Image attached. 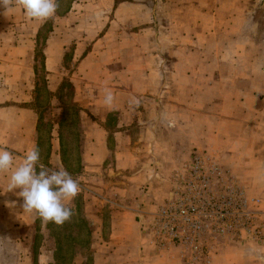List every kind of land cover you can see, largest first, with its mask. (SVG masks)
Here are the masks:
<instances>
[{"label":"rangeland","instance_id":"374dc122","mask_svg":"<svg viewBox=\"0 0 264 264\" xmlns=\"http://www.w3.org/2000/svg\"><path fill=\"white\" fill-rule=\"evenodd\" d=\"M101 1L103 0H57L58 8L55 15L41 23L35 38L33 53L36 90L33 91L31 108L40 111L42 152L47 148L51 128L56 123L60 124V127H63V150L67 156L66 165L63 164L61 168L70 173L72 178L78 182L80 189L79 194L68 205L73 209L74 215L62 227H57L53 223L43 225L40 219L31 223H15V228H8V230L2 228L0 224V264H101V262L104 264H139V260L142 258L146 264L149 262L153 264H221L220 260L224 254L231 257L232 264H264V250H262L264 248V204L257 198L259 195L257 181L264 175L255 170L252 172L253 169L257 170L264 166V75L254 77L250 75V71L249 73L246 71L247 68L253 70L257 66L254 63L255 57L264 55L262 45L259 49L253 47L252 51L249 50L244 56L240 54L241 49L238 46V54L233 56L235 61L227 62L224 58L216 64L209 62V49L204 51V48L200 46L187 45L185 53L188 57H190L189 52L192 53V49L200 50L205 54V56L201 55L202 57L191 56L193 63L189 65L187 73L194 71L195 78L178 75L181 70L176 67L175 59L168 57L165 52L160 54V58L163 60L164 87L168 86L172 89L179 85H187L199 88V91L192 95L195 100L194 104L185 105L182 109L174 108L171 104L169 112H167L170 120L179 121L182 128L177 131L173 129L167 131L166 128L159 129L161 142L157 144V151L161 156L181 154V158L177 160L157 159L149 163V160L142 159V156L147 154L152 157L150 152L153 150L154 142L150 144V140H154L153 136L149 137L140 130H135V127L130 130L135 142L146 139L144 142L137 143L139 168H143L142 164L147 166L150 164V166H154L155 170H164L165 165H170L176 172L181 167L171 178L172 186H170L165 203L173 196L172 190L179 172L182 168L191 166L192 154L197 152L208 156L209 161L217 168L218 174L213 179L217 193L222 191L224 182L228 180L230 185L235 188L234 203L242 195L247 200L248 214L243 215L238 206L234 204L233 217L229 221L223 222V232L210 233L209 230L205 232L203 241L208 251L203 253L196 262L187 261L190 252L177 244L162 243L155 239L154 246L150 244L146 250L140 246V238L136 239L130 234H124L125 237L122 239L113 237L111 239L114 222L117 221L116 218L119 214L125 211L117 204L119 193L115 188L121 184H117L114 180L117 176L111 172L116 168L115 160H113L112 154L108 155L101 174H94L92 180L87 183V176L86 178L81 176L80 149L78 148L81 142L78 141L75 134L78 131L74 129L73 133V130H69V124L76 125L77 121V107L73 102V82L71 81L73 79L72 71L76 67L73 64V47L77 44L76 42L93 44L101 36V30L111 16L97 13L98 6L103 7ZM122 1L127 3L124 4L127 9L123 10L120 16L127 32L130 29L139 31L152 20L157 24V35L160 36L161 30L162 34L169 35L171 39V42L164 46L162 45L163 40L157 41L159 46L156 47L152 41L149 43L146 41L149 36L143 31L137 32L134 38L138 44V63L131 64L127 59L128 63H122L125 65L122 70H131V65H138L139 72H141L144 70L142 66L147 65L143 64L146 55L153 54L155 48L160 51L161 48L166 47L164 49H169V52L173 48L176 49L177 40L172 39V35H175L173 34V24L179 20L182 21L181 24L187 25L190 19H194V15L190 14H163L164 9L160 6H163V1L167 0ZM169 2H171L170 5ZM169 2L164 6L169 8V6L180 5V0H169ZM83 4L87 7H83ZM154 6V10L158 13L152 18L150 9ZM187 6L182 3L181 7L186 10ZM246 6L252 12L249 19L251 21L255 19V22L260 25L261 38L264 43V0H250ZM223 21L224 19L219 24H222ZM15 32L24 33L23 31ZM51 38L63 44L64 57L60 72L50 80L44 71L43 62L44 47ZM124 50L123 54L128 58L129 50L128 48ZM143 73L141 72V74ZM168 73L169 76L166 77ZM233 73L240 77L232 80L229 76ZM128 77L124 73L121 76L122 87L129 85ZM57 81H59L58 89L51 91L50 89L53 90L58 84ZM137 81L139 99L141 100L142 97L146 98V95L143 94L146 92L145 87L148 82L145 76H140ZM239 86L247 87L250 92L249 100H247L250 109L246 108L243 112H237L234 115L233 111L225 109L228 96L227 88H239ZM138 108L140 116L142 114L144 116V121L153 120L152 108L149 105L141 100ZM231 118L243 120L250 125L243 127L242 130L239 128L241 133L236 132L235 130L238 128L233 126L229 128V131L227 127L222 126L223 121ZM216 125H218L217 132L219 134H216ZM224 132L228 135L231 134L235 139L226 136ZM240 135H244V137H240ZM183 139H185L184 143ZM179 164L181 165L179 166ZM13 165L15 167L19 163L15 161ZM53 169L60 168L54 167ZM118 169L123 172L124 166L118 167ZM146 191L147 184L143 183L137 192V199L144 198ZM160 207L161 205L153 209V212L148 211L149 209L146 207L144 209L148 216L155 214ZM8 215L12 217L11 214L8 213ZM136 219L138 220V216ZM149 224L150 222L147 224V221L144 224L141 223L143 228L140 229L144 231V236L151 231L148 228ZM130 228L134 229L133 225ZM132 229H130L131 234H133ZM11 231L18 234L19 238L15 240L11 235L14 233ZM155 246L158 248H154L155 250L163 251L156 254L158 257L152 256L155 253L153 250ZM142 249L144 251L140 253L139 251Z\"/></svg>","mask_w":264,"mask_h":264},{"label":"crops","instance_id":"0c3cea01","mask_svg":"<svg viewBox=\"0 0 264 264\" xmlns=\"http://www.w3.org/2000/svg\"><path fill=\"white\" fill-rule=\"evenodd\" d=\"M249 1L180 0L179 6H169V8L164 6L168 5L169 0L163 1V6H160L164 9L163 14H190L194 15V19H190L187 25L181 24L182 21L179 20L173 24V34L175 35H172V39L177 40L178 46L176 49L173 48L171 52L169 49L165 50L166 47L161 48L160 51L155 48L153 54L146 55L143 64L147 65L142 66L144 70L141 72H144L143 74L139 72L138 65H131V70H122V67H125L123 62L138 63V44L134 38L137 32L143 31L149 36L146 41L148 43L152 41L156 47L159 46L157 41L163 40L162 45L164 46L171 42V39L169 35L162 34L161 30L160 36H158L157 24L152 20L139 31H131L130 29L127 32L120 17L122 11L127 9V6H124L127 4L126 1H101L103 7L98 6L97 13L111 15L101 30V36L93 44L76 42L77 44L73 47V64L76 65L72 71L73 79H71L73 82V102L79 108L80 116L79 124H69V130H73L74 133V129H76L78 131L76 137L81 142L78 146L80 149L81 176L83 178L87 176L88 183L94 174H101L108 155L112 154L116 168L111 172L117 176L114 178L117 184H121L115 188L119 193L117 204L123 207L125 211L116 218L117 221L114 222L115 225L111 231V239L112 237L122 239L125 237L124 234H130L136 239L140 238L142 248L148 250L150 244L154 246L156 240L153 232L149 231L150 233L144 236V231H141L143 228L141 223L144 224L147 221L148 224L152 217V214L146 215L144 207L153 212V209L165 203L170 186H172L171 178L181 168H178L176 172L170 165H165L164 170H155L154 166L152 167L150 164L148 166L142 164L143 168H139L137 143L144 142L146 139L135 142L130 131L131 128L135 127V130H140L149 137L153 136L154 140H150V144L154 142L153 150L150 152L152 157L147 154L142 156V159H148L149 163L157 159L177 160L181 158V154L161 156L157 151V144L161 142L159 129L166 128L167 131L169 129L177 131V129L182 128L179 121L170 120L167 112H169L171 104H173L172 107L178 109H182L185 105L194 104L195 100L192 95L199 91V88H192L187 85H179L172 89L168 86L164 87L163 60L160 58V54L165 52L168 57L175 59L176 67L181 70L178 75L195 78L194 71L187 73L189 65L193 63L191 56L202 57L201 55L205 56V54L200 50L192 49L193 51L192 53L189 52L190 57H188L185 53L187 45L200 46L204 48V51L209 49V62L215 64L224 58L227 62L235 61L233 56L238 54V46L242 56L247 55L249 50L252 51L253 47L257 49L261 45L264 47L260 25L255 22V19L252 21L249 19L252 13L246 6ZM182 3L188 5L186 10L185 8L182 9ZM170 4L171 2H169ZM82 6L87 7L84 4ZM154 8L155 6L150 9L152 18L158 13ZM82 10L84 9L82 8ZM223 19L222 24H219ZM41 23L40 21L27 20L19 7L12 6L8 10L0 7V147L10 151L13 155V162L17 161L19 164L22 163L23 157L30 149L37 147L40 151V162L53 169L54 167L61 168L63 164L66 165L67 156L63 150L62 139L63 127L56 123L55 127L51 128L47 148L42 152L40 111L31 108L33 91L36 90L33 53L35 38ZM20 27L23 28L20 29ZM15 31H23L24 33L19 34ZM27 32L29 33L27 34ZM125 48L129 50L128 58L127 55L123 54ZM224 52L226 53L222 54ZM63 57V44L58 40L55 41L54 38L49 39L44 47L43 62L48 79L51 80L60 72ZM200 61L203 62L201 59ZM254 63L257 66L253 70L247 68L246 71L248 73L250 71V75L254 77L264 75V55L255 57ZM123 73L128 75L130 79L129 85L125 87H122L121 81ZM169 73L166 77L169 76ZM140 76H145L148 82L145 87L146 92L143 94L146 95V98L142 97L141 100L152 108L153 120L151 121H144L143 114L140 116L138 105L130 104L133 98L141 101L137 87V79ZM229 77L233 80L240 76L233 73ZM58 85L59 83L53 90H50H57ZM107 92H111L114 97L111 105H106L104 102ZM227 94L228 96H225L226 111H233L235 115L237 112H243L246 108L250 109L247 103L250 92L247 87H229ZM237 95L239 96L236 97ZM249 125L243 120L231 118L223 121L222 127H227L229 130L233 126L238 128L235 130L236 132L241 133L239 128L242 130L243 127H249ZM215 127L216 134H219L217 132L218 125ZM57 128L58 130H56ZM226 136L234 138L231 134H226ZM240 137H244V135H240ZM184 141L185 139H183V143ZM121 166H124L123 172L118 169ZM37 169L39 171V168ZM254 170L264 175V166L257 170L253 169L252 172ZM10 174V171L0 173V224L2 228L7 230L8 228L14 229L15 223H31L39 219L35 214H27L23 211V199L17 195L20 189L7 191ZM263 179L264 177L257 181L259 191L257 198L262 204H264ZM143 183L147 184V191L144 198L139 200V198L137 199V192ZM140 206L141 209H139ZM8 213L12 217H9ZM137 216L138 220L136 219ZM132 225L134 229L130 228ZM130 229H132L133 234H131ZM12 233L16 235L15 232ZM14 234L11 235L15 240L18 239V234L16 236ZM115 245L117 246V243ZM154 248L158 249L156 246L153 247L155 253L152 256L158 257L156 254L163 251H157ZM142 251L144 250L139 252L142 253ZM139 262V264H146L144 258L140 259ZM220 262L221 264H232V259L229 255L224 254ZM149 264L153 263L149 262Z\"/></svg>","mask_w":264,"mask_h":264},{"label":"built area","instance_id":"2783aa9c","mask_svg":"<svg viewBox=\"0 0 264 264\" xmlns=\"http://www.w3.org/2000/svg\"><path fill=\"white\" fill-rule=\"evenodd\" d=\"M209 160L204 154H192L191 166L182 168L177 176L173 196L152 214L148 227L158 242L188 250L187 261L191 262L208 251L203 241L205 232L224 231L223 222L233 217L234 204L243 215L248 214L247 200L242 195L234 203L235 188L228 180L217 193L213 181L217 168Z\"/></svg>","mask_w":264,"mask_h":264},{"label":"clouds","instance_id":"9594fccd","mask_svg":"<svg viewBox=\"0 0 264 264\" xmlns=\"http://www.w3.org/2000/svg\"><path fill=\"white\" fill-rule=\"evenodd\" d=\"M16 6L22 9L30 21H46L53 17L58 8L57 0H0V7L8 10ZM113 95L107 92L105 104L111 105ZM133 98L130 104L138 105ZM39 168V171L37 170ZM11 172L7 191L20 189L23 211L35 214L43 225L53 223L62 227L70 221L74 211L68 205L79 194V184L70 173L60 168L50 169L40 162V151L37 147L30 149L18 166L13 165V155L0 147V173Z\"/></svg>","mask_w":264,"mask_h":264},{"label":"trees","instance_id":"16d2710c","mask_svg":"<svg viewBox=\"0 0 264 264\" xmlns=\"http://www.w3.org/2000/svg\"><path fill=\"white\" fill-rule=\"evenodd\" d=\"M79 116H80V111H79V108H77V117H76V119H77V121L75 122L76 123V125L79 123ZM75 125V124H74ZM59 126H60V124H59ZM75 127V126H74ZM76 135H77V133H75ZM58 258V257H57ZM60 258V257H59Z\"/></svg>","mask_w":264,"mask_h":264}]
</instances>
